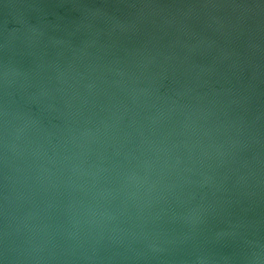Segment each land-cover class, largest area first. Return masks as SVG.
Segmentation results:
<instances>
[{"label":"water","instance_id":"water-1","mask_svg":"<svg viewBox=\"0 0 264 264\" xmlns=\"http://www.w3.org/2000/svg\"><path fill=\"white\" fill-rule=\"evenodd\" d=\"M0 264H264V0H0Z\"/></svg>","mask_w":264,"mask_h":264}]
</instances>
